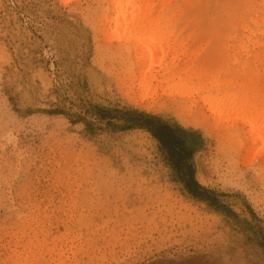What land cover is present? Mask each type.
I'll use <instances>...</instances> for the list:
<instances>
[{
	"label": "rangeland",
	"instance_id": "obj_1",
	"mask_svg": "<svg viewBox=\"0 0 264 264\" xmlns=\"http://www.w3.org/2000/svg\"><path fill=\"white\" fill-rule=\"evenodd\" d=\"M235 1L178 0L191 18L163 40L179 72L143 93L103 0H0V264H264V144L196 91L264 95L218 12Z\"/></svg>",
	"mask_w": 264,
	"mask_h": 264
},
{
	"label": "bare ground",
	"instance_id": "obj_2",
	"mask_svg": "<svg viewBox=\"0 0 264 264\" xmlns=\"http://www.w3.org/2000/svg\"><path fill=\"white\" fill-rule=\"evenodd\" d=\"M183 1L186 4L190 3V0ZM234 3H228L218 8V12L224 16V24L228 25L227 27L235 28L234 33L229 38L236 41L238 46L247 54H249V48L252 46L253 51H255V63L261 62L264 71V0H260L259 7H256L252 0H243V2L236 0ZM102 7L103 26L119 35H122V32L127 35L125 42L128 45L129 55L139 67L141 79L138 85L140 92L142 90L145 93L149 89L148 81L153 78L162 77L166 73L176 75L179 72V67L175 63L177 58L175 55L176 47L168 45L165 47L163 40L164 29L179 24L184 19L191 18L190 13L187 15L179 6L178 0H103ZM238 29L242 31V35L236 31ZM169 54L175 57L172 58L171 63L167 64L165 62ZM259 71L258 68L251 69L247 66L240 70L241 73L248 72L255 75H259ZM209 85H211L210 90L217 93L216 97L213 98L209 95L206 98L203 97V101L205 100L210 109H215L214 116L216 115V119L226 122L232 120L231 118L228 120V117H232L234 124L243 119V123L246 125L249 123L251 129L247 130H249V134H254L253 139L255 134H258V137L252 141L255 144H264V136L261 135V126L264 125V109L259 103V97L243 95V101L240 98L238 100L234 95L223 94V83L219 80L211 84H197V86L195 85L197 90L196 87L191 88L194 91H204L209 88ZM187 92L185 95H188ZM252 97H256L255 102H249ZM214 100L217 105L211 107ZM227 104L231 105V111L227 108ZM234 111L235 115L237 113V117L232 115ZM232 134H241V131L236 126L235 129L233 128Z\"/></svg>",
	"mask_w": 264,
	"mask_h": 264
},
{
	"label": "snow or ice",
	"instance_id": "obj_3",
	"mask_svg": "<svg viewBox=\"0 0 264 264\" xmlns=\"http://www.w3.org/2000/svg\"><path fill=\"white\" fill-rule=\"evenodd\" d=\"M67 7H78L77 5H66ZM22 7H28L32 10H40L48 7L47 4L43 3L42 0H23ZM7 15V24H11V16L10 14ZM7 34V32L5 33ZM75 35V33H73ZM70 42L72 41V36H67L66 37ZM78 39H82V36L77 37ZM256 97L250 98L249 102H255ZM35 103L34 100H32L30 97H24L20 102V108L23 107H30ZM259 103L264 109V95H261L259 97ZM19 110V109H18ZM23 115V113H21ZM261 135L264 136V125L261 126ZM262 178H264V174H262ZM255 211L256 213L260 216L261 220H264V194L261 195V198L259 200V203H254ZM235 264H242L240 261H236Z\"/></svg>",
	"mask_w": 264,
	"mask_h": 264
}]
</instances>
